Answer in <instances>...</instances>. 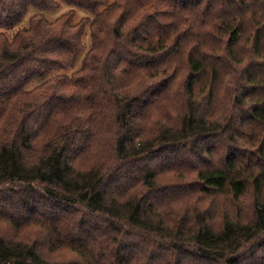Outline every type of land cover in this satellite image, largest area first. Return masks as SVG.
Masks as SVG:
<instances>
[{"label": "trees", "instance_id": "trees-1", "mask_svg": "<svg viewBox=\"0 0 264 264\" xmlns=\"http://www.w3.org/2000/svg\"><path fill=\"white\" fill-rule=\"evenodd\" d=\"M0 264H264V0H0Z\"/></svg>", "mask_w": 264, "mask_h": 264}, {"label": "rangeland", "instance_id": "rangeland-1", "mask_svg": "<svg viewBox=\"0 0 264 264\" xmlns=\"http://www.w3.org/2000/svg\"><path fill=\"white\" fill-rule=\"evenodd\" d=\"M66 72H69V71H66Z\"/></svg>", "mask_w": 264, "mask_h": 264}]
</instances>
